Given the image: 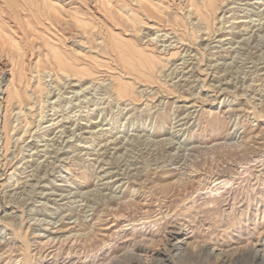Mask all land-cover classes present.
<instances>
[{
  "label": "rangeland",
  "instance_id": "374dc122",
  "mask_svg": "<svg viewBox=\"0 0 264 264\" xmlns=\"http://www.w3.org/2000/svg\"><path fill=\"white\" fill-rule=\"evenodd\" d=\"M142 1L0 0V264L264 248V0Z\"/></svg>",
  "mask_w": 264,
  "mask_h": 264
},
{
  "label": "bare ground",
  "instance_id": "6f19581e",
  "mask_svg": "<svg viewBox=\"0 0 264 264\" xmlns=\"http://www.w3.org/2000/svg\"><path fill=\"white\" fill-rule=\"evenodd\" d=\"M138 3L140 4H144L142 0H136ZM187 1V5L186 8L190 7L192 12H188L189 17H191V15L193 13H196L199 17L200 20L202 21H208L211 18L215 19V15L217 14V12L220 9V5H219V1L220 0H185ZM182 6V3H181ZM194 11V12H193ZM259 11V10H258ZM187 15V16H188ZM188 24V22H187ZM209 29V27H208ZM201 30V29H200ZM137 31V30H136ZM175 31V30H174ZM199 31V29H198ZM194 32L192 34H194V37H196L197 40V36L196 33L198 32ZM202 31V30H201ZM189 32V31H188ZM214 32V31H213ZM210 33V32H209ZM208 33V34H209ZM229 38V37H228ZM183 41V40H182ZM186 41V40H185ZM207 45V44H206ZM231 46V45H230ZM199 49V47H198ZM184 65V64H183ZM56 71V70H55ZM92 86V85H91ZM88 88V87H87ZM128 86H122L120 88H118L117 92L118 94H120L121 96H126L129 94L128 92ZM98 94V93H97ZM21 99L22 98V95ZM43 96V95H42ZM86 97V96H85ZM56 99V98H55ZM22 102V100H21ZM22 105V104H21ZM20 105V106H21ZM89 107V106H88ZM44 108V107H43ZM21 109V108H20ZM53 109V108H52ZM24 111V110H23ZM42 114V113H41ZM78 120V119H77ZM7 125L5 124V127ZM62 127V126H61ZM43 128V127H42ZM5 129V128H4ZM75 133V132H74ZM73 134V133H72ZM74 135V134H73ZM18 139V138H17ZM6 148V147H5ZM61 148V147H60ZM7 151V150H6ZM49 152V151H48ZM33 155V154H32ZM219 158V156H218ZM5 162V161H4ZM19 168V167H18ZM31 198V197H30ZM33 198V197H32ZM35 200V199H34ZM110 200V199H109ZM251 201V200H250ZM261 200L257 199V204L260 202ZM91 204V203H90ZM50 215V214H49ZM5 216V215H4ZM51 216V215H50ZM177 232V231H176ZM22 233V232H21ZM175 233V231L172 232V236ZM20 234V233H19ZM130 250V249H129ZM219 250V249H218ZM142 250H131L130 253L127 250V252H125L123 254L122 257H120L119 259L113 261L111 264H124L125 262H128L130 259L137 258L140 259L142 261H150L153 264H173L175 261L177 263H181V264H206L208 258L210 256H212L213 251L214 250H207L204 247H200L197 252L192 253L189 250H181L180 245L176 244V243H172L167 251H169V253H173L175 252L172 256H170V258L168 259H164L163 257H159V256H153L148 254L147 252H141ZM141 252V253H139ZM231 254H235L238 255V257H236L235 261L236 263H242V264H264V248H260V247H252L250 249H248V251L246 253H237L236 251L232 252ZM215 255L217 256V258H219L221 255H223V250L220 249V251L218 253H215ZM211 258V257H210ZM116 259V258H115ZM233 260V259H232ZM166 261H168V263H166ZM223 261V260H222ZM244 262V263H243ZM219 264H228L227 261H223L222 263ZM230 264V263H229Z\"/></svg>",
  "mask_w": 264,
  "mask_h": 264
}]
</instances>
